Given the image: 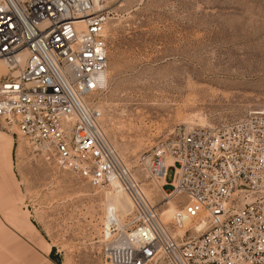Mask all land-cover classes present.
Returning a JSON list of instances; mask_svg holds the SVG:
<instances>
[{
  "label": "built area",
  "instance_id": "1",
  "mask_svg": "<svg viewBox=\"0 0 264 264\" xmlns=\"http://www.w3.org/2000/svg\"><path fill=\"white\" fill-rule=\"evenodd\" d=\"M108 14V0H0V123L91 187L116 181L127 192L125 224L108 219L98 237L108 264L264 262V108L216 126L177 124L138 156L168 198L186 197L172 228L205 217L197 234L174 235L101 129Z\"/></svg>",
  "mask_w": 264,
  "mask_h": 264
},
{
  "label": "rangeland",
  "instance_id": "2",
  "mask_svg": "<svg viewBox=\"0 0 264 264\" xmlns=\"http://www.w3.org/2000/svg\"><path fill=\"white\" fill-rule=\"evenodd\" d=\"M108 6V67L96 95L104 134L172 233L197 234L202 217L172 228L171 215L186 197L168 203L137 158L190 114L203 118L191 125H217L264 108V0ZM113 189L91 187L0 123V264H108L98 241L102 223L122 224L126 216L112 209Z\"/></svg>",
  "mask_w": 264,
  "mask_h": 264
},
{
  "label": "bare ground",
  "instance_id": "3",
  "mask_svg": "<svg viewBox=\"0 0 264 264\" xmlns=\"http://www.w3.org/2000/svg\"><path fill=\"white\" fill-rule=\"evenodd\" d=\"M107 29H108V21H107V24H106V31H107ZM0 71H4V63L2 62V61H0ZM105 77H106V71H105V73H104V79H105ZM96 108L100 111V114H101V120H102V116H103V112H102V108H101V106L98 104V103H96ZM189 115V114H188ZM187 117V116H186ZM198 120V121H201L200 123H202L203 122V118L201 117V116H199L198 114H196V113H193V114H190V116H188V118L185 120L186 121V123H177V124H184V125H186V126H190L191 125V122H193L194 120ZM237 119V118H236ZM176 124V125H177ZM219 124H221V123H219ZM219 124H217V125H219ZM175 125V126H176ZM174 126V127H175ZM193 126H195V125H193ZM200 126H216V125H200ZM173 127V128H174ZM172 128V129H173ZM101 129H102V131H103V128H102V125H101ZM171 132V131H170ZM103 134H104V131H103ZM105 135V134H104ZM105 138H106V136H105ZM107 139V138H106ZM108 140V139H107ZM113 147V146H112ZM114 148V147H113ZM115 149V148H114ZM116 150V149H115ZM138 159V158H137ZM125 162V161H124ZM172 162V158H170V157H168L167 159H166V161H165V163L166 164H169V163H171ZM126 164V163H125ZM126 166H128L127 164H126ZM129 167V166H128ZM130 168V167H129ZM131 169V168H130ZM144 170V169H143ZM145 171V170H144ZM145 173H146V175L148 176V172L147 171H145ZM134 174V173H133ZM135 176V175H134ZM135 178H136V176H135ZM137 179V178H136ZM138 180V179H137ZM154 181H156V180H154ZM164 182H165V179L164 178H161V179H159L158 181H156V185H157V187H158V189L159 190H161V192L164 194V198H166V199H168V200H166L168 203L170 202V200H169V198L167 197V192L163 189V187H162V185L164 184ZM112 188H114L112 191L113 192H111V195H110V198L112 199V209H114L113 211L114 212H117V213H119L121 216H127L128 214H129V212H130V210H131V207H132V202H131V199H130V197H129V195L127 194V192H125V190L122 188V187H120V185L116 182V181H113L112 182ZM142 187V186H141ZM143 189V188H142ZM109 191V190H108ZM107 191V192H108ZM110 192V191H109ZM143 192H144V190H143ZM107 195H109L108 193H107ZM144 195L146 196V194H145V192H144ZM146 198H147V196H146ZM148 199V198H147ZM149 200V199H148ZM150 202V201H149ZM151 203V202H150ZM180 210H181V208H180ZM180 210H176V211H174L173 213H172V215H171V218L177 213V212H179ZM126 216H125V218H124V220L122 221V224H118L119 226H123L124 224H125V221H126ZM197 217H202V218H200L199 220H200V224L199 225H195L196 227L195 228H197L196 230H200L199 228H201V226L203 225V224H205V226H206V220H205V217H203V215H199V216H197ZM186 218H189V219H193V218H195V217H183V219H182V222H181V225H183L185 222H184V220L186 219ZM160 219H161V217H160ZM198 221V220H197ZM205 226H204V228H205ZM181 227V226H180ZM179 227V228H180Z\"/></svg>",
  "mask_w": 264,
  "mask_h": 264
}]
</instances>
